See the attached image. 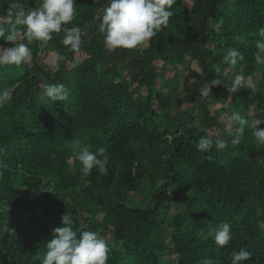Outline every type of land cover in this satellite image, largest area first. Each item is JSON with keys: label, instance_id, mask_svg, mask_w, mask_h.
<instances>
[{"label": "trees", "instance_id": "obj_1", "mask_svg": "<svg viewBox=\"0 0 264 264\" xmlns=\"http://www.w3.org/2000/svg\"><path fill=\"white\" fill-rule=\"evenodd\" d=\"M8 2L0 0V11ZM19 2L28 10L43 0ZM107 2L76 0L66 27L81 30V63L61 32L47 45L29 44L30 63L0 67V90L12 92L0 106V228L15 230L0 232V264H41L66 212L74 229L111 235L108 264H231L241 249L253 254L245 264H264V144L252 127L236 147L225 132L234 111L250 126L264 119V66L254 59L264 0H176L167 27L145 46L112 51L99 31ZM229 48L244 56L235 68L224 61ZM43 50L65 56L51 77ZM238 73L246 86L230 93ZM215 79L221 84L201 96L199 87ZM44 82L63 84L69 99L45 104ZM201 137L213 140L210 151L197 150ZM220 140L228 147L217 150ZM72 141L104 147L107 175L82 174ZM223 223L233 239L220 247L208 233Z\"/></svg>", "mask_w": 264, "mask_h": 264}, {"label": "clouds", "instance_id": "obj_2", "mask_svg": "<svg viewBox=\"0 0 264 264\" xmlns=\"http://www.w3.org/2000/svg\"><path fill=\"white\" fill-rule=\"evenodd\" d=\"M176 0H108L106 7L102 9L99 31L104 34V46L112 51L117 49L133 50L145 46L162 28L167 27L170 18L174 15L173 5ZM7 10L0 11V39L9 43L10 47L0 45V67L28 64L32 60V51L29 47L33 41H39L47 45L53 39V34L65 33L61 43L70 48L74 53L81 51L83 40L78 27H66L73 23L78 13L76 0H43L42 5L28 10L19 0H9ZM260 39L256 42L257 51L254 54L258 66H264V27L258 31ZM26 41L27 43H25ZM244 59V56L235 48H229L224 56V61L231 68ZM65 60V56L59 52L54 53L52 63ZM248 78L243 74H236L231 85H227L230 93H238L246 86ZM221 84L219 79L206 82L199 87L201 96L207 97L211 89ZM40 99L45 104L63 102L69 99L70 93L63 84L41 83ZM10 90H0V106L11 101ZM264 120L257 119L254 126L249 125L240 112L234 111L228 117L225 132L231 138L233 147L241 144L246 128L252 127V135L257 145L264 144V129L260 125ZM74 144L73 157L82 167L80 172L88 175L96 168L99 173L107 175L109 157L104 147H99L95 152L90 151V146L72 141ZM217 150L228 147V141L220 140L215 144ZM213 148V140L201 137L197 143V150L210 151ZM78 149V150H77ZM72 163V158L68 161ZM63 227L53 229L54 237L47 242V251L41 264H108L110 248L106 239L99 231L73 228V218L66 212L61 217ZM264 228V221L260 222ZM14 229L7 224L0 228V232L14 234ZM203 235L201 231L198 233ZM212 236L217 246H227L233 239L232 226L223 223L208 233ZM252 253L241 249L233 252L231 264H245L251 260ZM207 264V262H205Z\"/></svg>", "mask_w": 264, "mask_h": 264}, {"label": "rangeland", "instance_id": "obj_3", "mask_svg": "<svg viewBox=\"0 0 264 264\" xmlns=\"http://www.w3.org/2000/svg\"><path fill=\"white\" fill-rule=\"evenodd\" d=\"M54 53L55 52H49V51H44L43 50L42 53H41V55H40V60H41L42 68H43V70L45 72V77H51L57 71L58 66L57 65H54L52 63V61L54 59ZM75 56H76V60H77L78 63H81L82 61H84L86 59V55L84 53H81V52L76 53ZM189 65H190L191 70L196 71V72H199L200 68H199V65H198L197 62H194V61L192 62L191 61V62H189ZM169 68H172V66H169ZM173 75H174V71H172L170 69V72H168L166 74V77L171 78ZM141 91H142V93H145V90H141ZM182 95H183L182 93L181 94L180 93L179 94H175V98H177V100L181 101ZM176 107L177 108L180 107L181 111H183L186 106L185 105H177ZM218 108H219V105L212 107L211 108V112L213 113ZM157 109H159V104L158 103H157ZM250 115H253V112H251ZM261 119L264 120L263 118H261ZM214 132L217 133L218 131L216 130ZM134 203H135V205H138L139 204V202H138L137 199L135 200ZM139 206L150 207L151 204L150 203H146L144 205L143 204H140ZM104 238L106 239V241H107L108 244L111 243V235H108V236H106Z\"/></svg>", "mask_w": 264, "mask_h": 264}]
</instances>
